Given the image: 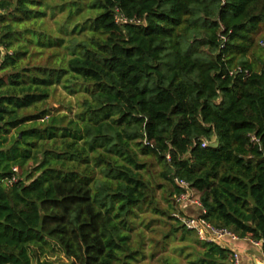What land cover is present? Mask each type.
I'll use <instances>...</instances> for the list:
<instances>
[{
	"label": "trees",
	"instance_id": "16d2710c",
	"mask_svg": "<svg viewBox=\"0 0 264 264\" xmlns=\"http://www.w3.org/2000/svg\"><path fill=\"white\" fill-rule=\"evenodd\" d=\"M61 1L0 0V264H229L176 179L264 255V0Z\"/></svg>",
	"mask_w": 264,
	"mask_h": 264
},
{
	"label": "built area",
	"instance_id": "2783aa9c",
	"mask_svg": "<svg viewBox=\"0 0 264 264\" xmlns=\"http://www.w3.org/2000/svg\"><path fill=\"white\" fill-rule=\"evenodd\" d=\"M119 18L117 19V21ZM259 45L264 49V37L260 38L258 41ZM239 71L238 70H232L229 72V74H233V72ZM247 74V72H245ZM205 145V143H203ZM14 173L18 172L17 167L12 168ZM17 177L16 174H13L10 179L9 183H13L16 181ZM176 183L182 187L184 190L179 193L175 197V203H177L178 209L181 210L183 213L184 207L189 204L197 205L201 207L199 198L197 193L192 190L191 188L188 187V184L181 179H176ZM204 210L201 209V214L200 215H189V214H184V215H177L182 223V225L187 228L194 230L198 236L199 239L204 240V241H209V242H216L219 243L225 247L229 248V243L231 241H236L240 239L237 235L232 233L230 230H228L225 227H215L208 221H206L203 217ZM245 240H250L245 238ZM254 243H258V241H253L250 240ZM229 264H240V254L237 250L231 249V258H230V263ZM258 264H264V257L262 261Z\"/></svg>",
	"mask_w": 264,
	"mask_h": 264
},
{
	"label": "rangeland",
	"instance_id": "374dc122",
	"mask_svg": "<svg viewBox=\"0 0 264 264\" xmlns=\"http://www.w3.org/2000/svg\"><path fill=\"white\" fill-rule=\"evenodd\" d=\"M52 1L53 3L62 2L61 0H52ZM61 15H62V12H59L56 10L54 16H50L47 19V26H49L53 31L57 29V23L55 22V19L61 18ZM256 37H257V40L264 37V28L260 30V32L256 35ZM77 97L78 96L69 94L67 91H65L60 86H56V88L52 91L50 97L48 98V104L54 110H57L59 112H69L70 114H72V112L75 111L76 109V98ZM156 195L161 205L165 206L167 203L165 200V198H167L165 191L163 189L158 188L156 190ZM168 198H171V197H168ZM144 216L147 217L146 218L147 220L150 218L149 213H146ZM152 225L154 226L159 225V223L156 222V223H153ZM57 249H56V253H53V254L49 253L47 257L52 260H56V261L65 260L63 253L59 249L58 250ZM33 264H35V261H33Z\"/></svg>",
	"mask_w": 264,
	"mask_h": 264
},
{
	"label": "crops",
	"instance_id": "0c3cea01",
	"mask_svg": "<svg viewBox=\"0 0 264 264\" xmlns=\"http://www.w3.org/2000/svg\"><path fill=\"white\" fill-rule=\"evenodd\" d=\"M183 211L189 215H200L201 207L193 204L186 205ZM229 248L237 250L240 254V264H258L264 255L261 251L260 242L254 243L250 240L238 239L229 243Z\"/></svg>",
	"mask_w": 264,
	"mask_h": 264
}]
</instances>
